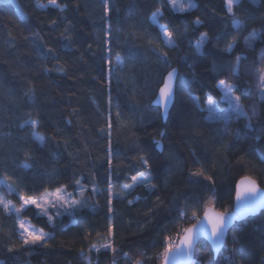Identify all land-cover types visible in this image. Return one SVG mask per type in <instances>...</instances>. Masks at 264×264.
Segmentation results:
<instances>
[{"label":"trees","instance_id":"1","mask_svg":"<svg viewBox=\"0 0 264 264\" xmlns=\"http://www.w3.org/2000/svg\"><path fill=\"white\" fill-rule=\"evenodd\" d=\"M14 2L23 15L14 5L0 3V180L27 195L60 185L76 193L80 186L75 181L80 180L88 204L53 223L34 215L31 207L22 211L21 218L50 235L47 247L36 246L35 252L22 245L15 216L0 209V261L160 264L166 238L177 242L182 230L197 222L193 212L200 218L209 207L230 213L235 186L245 176L264 189L259 83L264 76V0H241L234 6L235 17L243 22L238 30L226 0H194L195 7L184 13L164 4L159 23L175 32V47L164 45L151 21L162 0H108V11L103 0H57L63 12L49 0ZM197 17L200 27L193 24ZM202 32L210 40L197 54ZM252 32L256 39L245 42ZM233 37L236 46L228 52ZM157 48L168 53V63L158 58ZM173 67L183 86L163 123L152 102ZM220 81L239 85L235 95L241 97L247 119H206L207 95L224 109L216 87ZM193 97H199L200 107ZM31 120L37 121L35 128L25 124ZM36 135L44 139L40 142ZM156 140L163 145L161 153ZM141 156L152 164L155 187L125 191L131 176L144 171ZM200 167L214 184L190 176ZM7 198L20 206L16 192ZM105 240L110 251L94 256L92 248ZM225 245L214 260L200 242L194 261L264 264V211L236 224Z\"/></svg>","mask_w":264,"mask_h":264},{"label":"snow or ice","instance_id":"2","mask_svg":"<svg viewBox=\"0 0 264 264\" xmlns=\"http://www.w3.org/2000/svg\"><path fill=\"white\" fill-rule=\"evenodd\" d=\"M103 2L106 11H108V0H103ZM240 2L241 0H226L227 12L233 16L231 22L232 26L237 30L243 26V22L235 17L233 9L234 6H238ZM164 4H166L168 8L173 11L184 13L190 12L195 7V3L194 0H162V7L158 8L151 14V21L153 24L158 25L160 38L164 45L168 47H175V32L169 28L168 24L159 23L160 19L163 17ZM49 5L57 7L61 12L65 10L64 7L57 3V0H49ZM38 6L47 7L48 5ZM193 24L200 27L203 22L199 17H197L193 21ZM185 31H187V29H185ZM65 38L67 39V37ZM254 39H256V33L252 32L246 38L245 42ZM209 40L210 37L208 32L200 33L199 39L195 43V50L197 54H202L203 47L209 42ZM235 46L236 39L233 37L232 42L227 45L226 51L231 52ZM48 51L51 52L52 50L49 49ZM107 51L111 52V48L108 47ZM156 54L161 61L168 63L169 57L166 51L162 48H157ZM240 59V57L236 58L237 65L239 64ZM116 60L120 64H123L124 62V58L119 54L116 55ZM105 63L108 65L107 72L111 75L114 70L111 67V58L106 59ZM178 75V70L175 67L171 68L170 71H167L166 75L162 79V86L158 89L157 98L154 101V103L160 104L163 107L165 117H167L168 108L175 93L183 86L178 83ZM259 83L261 87L260 99L264 100V76L260 77ZM216 87L223 92L221 99L228 102L230 111L235 114L236 119H247V113L244 110V106L241 104V97L235 95L239 85L220 81ZM193 99L196 101L197 107H200L199 97H193ZM205 99L206 104L202 110L208 113L206 119L211 121L219 118V113L223 110L218 108L216 101L210 94L207 95ZM109 103H111V100H109ZM253 111H255L254 107ZM117 115L119 116V112ZM25 124L35 128L37 121H25ZM109 127H111V124H109ZM248 127H251V125H248ZM161 135H163V133H161ZM38 138L41 140L44 139L42 136ZM155 146L161 150L163 149V145L159 140L155 141ZM107 153V165L109 169H111L112 143L110 138ZM139 162L143 166L144 171L139 172L138 175L131 176L132 183L123 186L125 191L133 190L136 187H145L151 191L155 187V185L152 184L153 172L152 164L150 163L149 158L141 156L139 157ZM190 176L197 178V182H199V180H207L212 184L215 183L212 176L207 175L203 167L191 171ZM108 179V191L110 194L109 204H111L112 185L110 182V176ZM3 183L4 181L0 180V184ZM75 184L80 186L76 193L69 192L67 185H60L55 187L53 190L44 189L38 195H27L19 192L18 189L14 188L10 184L6 185L9 192L17 193L22 203L20 207H15L12 205L11 201L6 200L3 195H0V206H3L5 211L11 209L17 216V224L20 229L23 246H32V250L35 252L38 250L36 246L47 247V239L50 238V235L46 233L43 228L37 229L34 225H30L27 220L21 218V212L26 211L29 207H31L36 210L34 211V215L46 217L48 223H53L56 217L64 215L65 213L75 215V213L81 211L88 204V201L84 198V192L86 189H84L83 185H81L80 180H76ZM93 190L95 191V189ZM235 197L237 204L235 211L232 213L210 212L209 210H205L204 218L201 219L196 216L195 212H193L192 215L193 218L197 220V224L192 225V227L184 228L182 230L183 234L179 236V239L175 244L172 243L171 237L166 238L167 242L165 244L164 251L160 254L163 264H174L177 256H182L191 261L192 264H196V262L192 260L195 255V245L203 236H206L212 242V246L217 252H219L222 247H226L224 237L228 228L232 225V222L237 219H243L249 214H254L260 207L264 206V189L259 188L257 182L250 176H245L241 179L239 185L237 186ZM129 203H132V201H129ZM52 210H54V212ZM181 215H186V213H181ZM238 242V238L234 240V243ZM104 247L111 248V245H104ZM11 250L12 249H9V251ZM96 250L99 251V249ZM0 264H5V262L0 261ZM15 264H22V262L16 261ZM136 264H140V261H136Z\"/></svg>","mask_w":264,"mask_h":264},{"label":"water","instance_id":"3","mask_svg":"<svg viewBox=\"0 0 264 264\" xmlns=\"http://www.w3.org/2000/svg\"><path fill=\"white\" fill-rule=\"evenodd\" d=\"M161 86H162V85H161ZM157 93H158V91H157ZM156 98H157V94H156V96H155V98H154V100H153V102H152V106L160 111V116H161L162 122L165 123V122L167 121V119H168V116H169L170 110L172 109V107H173V105H174L175 95H174L173 99H172L171 102H170V105H169V108H168L167 117H165V115H164L163 107H162L160 104L154 103V101L156 100ZM157 150H158L159 153H161V151H162L160 148H157ZM240 181H241V180H239V181L237 182L236 186H235V193H236V189H237V186L239 185V182H240ZM257 185H258V184H257ZM258 187H259V186H258ZM259 188H261V187H259ZM261 189H262V188H261ZM235 193H234L233 208H232V211H231L230 213H232V212L235 211V209H236L237 201H236ZM205 210H209L210 212H217L213 207H209V208H207V209H205ZM263 211H264V206L260 207V208H259L254 214H249V215H247V216H246L245 218H243V219H237V220H234V221L232 222V225L228 228V230H227V232H226V234H225V237H224V239H225V244H226V241H227L228 234H229L230 230H231L236 224H239V223H241V222L247 220L248 218H254V217L258 216V215H259L261 212H263ZM204 212H205V211H204ZM204 212H203V214H202V216H201V219L204 218ZM195 224H197V222H196ZM197 226H199V225H197ZM191 227H192V226H191ZM200 242H205V243L207 244V246H208V247L210 248V250H211V253H212V255H213V259H214V260L217 259V257L219 256V254L221 253V251H222L223 248H224V247H222L221 250H220L219 252H217V251L214 249V247L212 246V242H211L206 236H203V237H201L200 241L195 245V251H196V248H197V246L199 245ZM194 256H195V255H194ZM194 256H193L192 260H194ZM160 264H163V260L161 261ZM174 264H192V262L189 261L188 259L182 257V256H177V257L175 258Z\"/></svg>","mask_w":264,"mask_h":264},{"label":"rangeland","instance_id":"4","mask_svg":"<svg viewBox=\"0 0 264 264\" xmlns=\"http://www.w3.org/2000/svg\"><path fill=\"white\" fill-rule=\"evenodd\" d=\"M250 1H252V2H254V4H257V0H250ZM0 3H10V4H12V5H14L15 7H16V10L21 14V15H23L22 14V12L18 9V7L16 6V3L14 2V0H0ZM174 12H176V13H181V12H177V11H174ZM219 91L221 92V94H222V96H223V92L219 89ZM221 101H222V103L224 104V109H222V108H219V109H221V110H223V111H221L220 113H219V118H217V119H219V120H228L229 119V117L231 116L232 118H235L236 119V116H235V114L234 113H232L231 111H230V108H229V104H228V102L226 101V100H222L221 99ZM39 136H35V138L37 139V140H39L40 142H41V139H39L38 138ZM6 183L4 182L3 184H0V195H3L4 196V198L6 199V200H8V198H7V195L8 194H11V193H13V192H9L8 191V188L6 187ZM9 201V200H8ZM21 201H20V206H21ZM12 205H14L13 203H12ZM15 206V205H14ZM19 206V207H20ZM207 206H209L208 204H207ZM16 207V206H15ZM0 209H2L4 212H5V214H7V215H13V216H15V218H16V221H17V216L15 215V213L11 210V209H9L8 211H5L4 210V208H3V206H0ZM53 212H54V210H52ZM65 216L66 215H68V216H72V215H69L68 213H65L64 214ZM64 215H61V216H64ZM58 217H60V216H58ZM17 226H18V224H17ZM18 233H19V238H20V240L22 241V238H21V235H20V229H19V227H18ZM174 241H172V243H173ZM104 245H110V242L108 241V240H105L103 243H101V244H99V245H96V246H94L93 248H92V254L94 255V256H100L101 254H104V253H107V252H109L110 251V248H105L104 247ZM96 249H99V251H97ZM87 264H96V263H93V262H88Z\"/></svg>","mask_w":264,"mask_h":264},{"label":"built area","instance_id":"5","mask_svg":"<svg viewBox=\"0 0 264 264\" xmlns=\"http://www.w3.org/2000/svg\"><path fill=\"white\" fill-rule=\"evenodd\" d=\"M175 243H176V241L173 242V244H175Z\"/></svg>","mask_w":264,"mask_h":264}]
</instances>
